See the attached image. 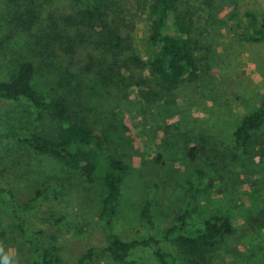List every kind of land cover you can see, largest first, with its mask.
<instances>
[{
	"label": "rangeland",
	"instance_id": "obj_1",
	"mask_svg": "<svg viewBox=\"0 0 264 264\" xmlns=\"http://www.w3.org/2000/svg\"><path fill=\"white\" fill-rule=\"evenodd\" d=\"M110 1L112 7L102 16L85 22L81 14L93 9L97 0H38L40 21L30 33H19L8 26L6 0H0L7 40L0 52V81L31 61L41 93L66 96L79 122L110 132L106 155L129 165L116 221L124 241L159 238L184 209L187 183L202 169L214 187L201 195L194 226L225 216L236 233L204 261L189 262L174 247L168 250L180 264H264V159L253 150L237 151L234 143L242 119L264 102V40L245 38L246 14L264 18V0H180L182 13L193 21L199 76L172 92L148 69L133 72L138 84L131 86L110 70L113 55L104 50L96 32L101 24L130 40L132 49L122 61L134 54L148 62L152 54L148 23L136 14L134 0ZM121 10L128 17L124 26L117 17ZM31 121L26 105L0 102V130L29 126ZM263 136L264 130L258 137ZM193 147L203 149L196 161L189 156ZM55 175L63 178L61 200L45 201L28 215L27 225L40 231L45 245L61 247V264H78L88 248L106 242L99 218L105 184H87L22 145L0 143V183L15 192L21 205ZM147 201L153 203L154 232L141 216ZM60 217H66V228L56 225ZM20 238L16 223L0 215V264H15ZM131 261L155 264L150 250H137ZM94 264L115 263L101 254Z\"/></svg>",
	"mask_w": 264,
	"mask_h": 264
},
{
	"label": "trees",
	"instance_id": "obj_2",
	"mask_svg": "<svg viewBox=\"0 0 264 264\" xmlns=\"http://www.w3.org/2000/svg\"><path fill=\"white\" fill-rule=\"evenodd\" d=\"M110 0H97L96 6L81 14L83 21L92 22L110 9ZM136 14L146 17L149 28V43L152 54L148 62L131 54L129 39L116 33L108 25L96 27L101 45L113 55L114 65L110 68L125 86L137 85L133 72L149 70L170 92L185 80L199 76L197 43L193 39V21L180 9V0H134ZM135 15V13H134ZM42 16V5L38 0H6L5 15L13 32L30 33ZM54 17V16H53ZM51 17V19H53ZM120 25L127 22V14L117 13ZM245 38L250 42L264 40V18L254 12L245 17ZM6 27L0 19V52L6 45ZM54 41V40H53ZM72 52L71 48H68ZM122 62V63H121ZM104 78H108L104 76ZM36 67L31 61L18 66L16 74L9 80L0 81V102L26 105L32 115L29 126L1 129L0 143L12 142L28 149L38 157L57 162L70 172L78 174L87 184L102 181L106 195L102 201L100 221L104 225L106 242L88 248L78 264H94L98 255L106 254L115 264H136L131 258L137 250H150L155 264H180L168 246L178 250L189 262L204 261L209 252L223 246L236 229L228 217L213 216L196 228L194 220L199 212L200 197L213 189L214 182L202 169L195 171V180L187 183L186 204L175 222L158 238L154 235L144 240L124 241L117 233L116 221L122 199L124 176L129 165L120 159L107 156L110 132L95 131L79 122L72 114L70 101L63 95L47 96L35 86ZM264 102L253 113L246 115L234 133L235 149L245 154L253 150L264 159ZM203 149L193 147L189 151L196 161ZM63 178L55 175L51 183L35 190L29 200L21 205L13 190L0 183V215L12 219L21 240L16 241L15 264H61V247L45 245L39 239L40 231L27 225V217L45 201L57 203L64 194ZM141 216L154 232L156 222L152 201L145 202ZM56 225L66 228V217H60Z\"/></svg>",
	"mask_w": 264,
	"mask_h": 264
}]
</instances>
